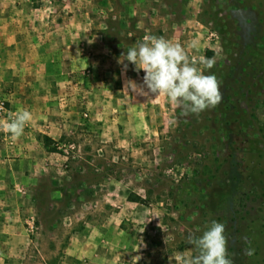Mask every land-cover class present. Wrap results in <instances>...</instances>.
Returning <instances> with one entry per match:
<instances>
[{
	"label": "rangeland",
	"instance_id": "rangeland-1",
	"mask_svg": "<svg viewBox=\"0 0 264 264\" xmlns=\"http://www.w3.org/2000/svg\"><path fill=\"white\" fill-rule=\"evenodd\" d=\"M0 14H65L83 53L85 32L97 41L95 63L74 71L73 101L61 96L71 83L56 86L63 113L35 132L39 161L8 196L19 241L0 243V264H69L77 240L96 247L82 246V264H185L197 255L189 233L213 220L228 259L264 264V0H0ZM145 34L197 61L215 56L213 68L197 66L221 82L222 102L184 117L166 96L122 91L145 73L128 61L122 73L118 58ZM0 143L15 146L2 131Z\"/></svg>",
	"mask_w": 264,
	"mask_h": 264
},
{
	"label": "crops",
	"instance_id": "crops-1",
	"mask_svg": "<svg viewBox=\"0 0 264 264\" xmlns=\"http://www.w3.org/2000/svg\"><path fill=\"white\" fill-rule=\"evenodd\" d=\"M71 25L65 14H0V94L8 99L14 112L27 109L33 114L32 123L15 140V146L9 148L0 143V199L5 200V204H0V243L19 241L14 231L23 224L17 215L18 208L12 206L8 196L17 193L13 185L23 177H30L35 162L39 161L38 153L33 151L35 132L53 123L50 115L56 113V108L63 113V104L57 102L61 96L69 103L73 101L71 96L76 92L73 84L77 81L73 74L78 66L85 68L95 63L92 54L94 57L97 41L91 39V30L85 32L88 37L84 45L89 51L83 53L82 33ZM67 83L72 84L70 91L60 93L61 96L55 93L56 86L62 89L58 92H65ZM34 116H38L40 124L34 122ZM46 136L52 135L48 132ZM7 231L10 234L4 236L2 233ZM21 238L25 240L24 236ZM75 243L79 250L71 251L69 264H82L81 253L86 251L82 246L91 250L96 247L87 241Z\"/></svg>",
	"mask_w": 264,
	"mask_h": 264
},
{
	"label": "clouds",
	"instance_id": "clouds-1",
	"mask_svg": "<svg viewBox=\"0 0 264 264\" xmlns=\"http://www.w3.org/2000/svg\"><path fill=\"white\" fill-rule=\"evenodd\" d=\"M189 48L198 49V39L191 40ZM134 71L145 73L141 83L126 79L122 91L137 96L157 98L166 96L170 103L182 109V115L199 116L207 109H213L223 100L221 82L215 74H205L203 69H211L216 57H203L199 61L189 57L185 47L163 36L145 34L137 46L121 53L118 63L126 74L129 65ZM197 64L202 65L198 67ZM33 121V114L27 109H18L9 114V119L0 121V131L15 141L20 138ZM225 225L213 220L202 236L189 233L187 240L197 250V255L188 258L185 264H234L228 259V239L224 235ZM247 243V241H246ZM255 249L247 247L245 254L253 256Z\"/></svg>",
	"mask_w": 264,
	"mask_h": 264
},
{
	"label": "built area",
	"instance_id": "built-area-1",
	"mask_svg": "<svg viewBox=\"0 0 264 264\" xmlns=\"http://www.w3.org/2000/svg\"><path fill=\"white\" fill-rule=\"evenodd\" d=\"M13 113L8 107V100L0 95V121H5L9 119V114Z\"/></svg>",
	"mask_w": 264,
	"mask_h": 264
},
{
	"label": "trees",
	"instance_id": "trees-1",
	"mask_svg": "<svg viewBox=\"0 0 264 264\" xmlns=\"http://www.w3.org/2000/svg\"><path fill=\"white\" fill-rule=\"evenodd\" d=\"M214 52H210V54L212 55ZM44 141H45V144L48 146L50 145V143L53 141L50 137L48 136H45L44 137ZM131 201H134V202H140V198H132L131 196Z\"/></svg>",
	"mask_w": 264,
	"mask_h": 264
}]
</instances>
